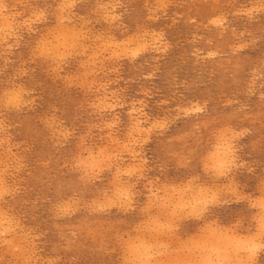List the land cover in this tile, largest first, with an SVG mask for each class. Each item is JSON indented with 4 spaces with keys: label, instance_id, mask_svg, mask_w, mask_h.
Here are the masks:
<instances>
[{
    "label": "rangeland",
    "instance_id": "rangeland-1",
    "mask_svg": "<svg viewBox=\"0 0 264 264\" xmlns=\"http://www.w3.org/2000/svg\"><path fill=\"white\" fill-rule=\"evenodd\" d=\"M163 1L164 0H0V2H2L0 3V16L2 17H0V162L2 164H0V179L2 178L0 180V192L2 193L0 194L2 195V198L0 196V214L4 212L0 215V224L4 221V224L2 223L0 225V264H14V261H16L15 264H143L145 258H147L145 262L148 264L152 262L155 263L154 261H156L155 264H162L163 262L165 264H172L171 262H173L174 259L178 263L174 261L173 264H199L201 261L202 263L209 262V264H215L214 262H219L221 264H226L227 262V264H264V205L261 207V204H264V0ZM69 2L70 4L71 2L74 4L70 5ZM162 3L164 4V7ZM60 5H62L61 8H63V10L59 8ZM3 8H5V11ZM110 9L111 11H109ZM255 9H260L259 13ZM253 10L255 11L253 12ZM244 11L247 14H244ZM107 13L110 17L106 15ZM113 15L115 16L113 17ZM32 19L35 20L33 21ZM70 19L71 21L69 22ZM7 20L9 22H6ZM32 21L33 23H31ZM7 23L9 28H6ZM30 24L32 25L29 26ZM10 28L14 29L11 30ZM64 28H67L69 31L67 29L64 30ZM17 29L19 30L17 31ZM72 29L75 30L74 32L76 33H74ZM79 29L82 33L78 32L80 31ZM51 30L53 31L52 34L50 32ZM35 31L36 33H34ZM6 32L10 33L6 34ZM64 32L68 33L67 35L69 36L65 35ZM58 33H60V36H63V39L58 36ZM73 33L76 38L75 36H70V34L74 35ZM54 35H56L55 39ZM85 36H88V38H84ZM140 36H142L141 38L143 40ZM41 37L42 40H40ZM66 37L69 38L66 39ZM135 39L136 41H134ZM3 40H6V42ZM62 40L64 42H62ZM127 40L128 42H125ZM60 41L62 44H59ZM121 42H124L125 44L123 43L124 45H121ZM138 42L140 45H138ZM54 43L56 44L55 47L59 46L56 50L55 48L53 49ZM103 43H109L110 45L108 44L107 48V45ZM114 43H116L115 47ZM70 44L74 45L71 46ZM144 44L145 47H143ZM63 45L66 47L64 48ZM76 45L79 47H76ZM117 46L119 48H116ZM241 46L243 47L242 49ZM110 47L114 50H111ZM143 48L144 52L141 51ZM45 49H47L46 53ZM85 49L86 51H84ZM102 49L106 52L103 53ZM128 49H130V51ZM135 51L139 52V54ZM212 52H214V54ZM133 54L136 55L135 58L133 57ZM59 55L63 57H60ZM111 55L114 59L111 58ZM116 55H118L117 57L119 59ZM91 56H94L92 58L95 60H92ZM49 59L51 60L49 61ZM89 63H91V65ZM91 66L92 68L90 69L89 67ZM84 68L86 70H84ZM91 70L93 72L92 75ZM91 84L95 87H92ZM19 86H21V88ZM102 87L104 90H102ZM98 88H100V90ZM19 89L21 90V93ZM115 89L117 90L116 92ZM9 91L13 92L10 93ZM26 91L27 93H25ZM111 92H115V94H112ZM16 93L19 94L20 97L17 96ZM22 96H24V98ZM107 96L108 98L106 99ZM115 96H117V99ZM110 98L111 100H109ZM141 100L145 104H143ZM19 103L21 105H19ZM22 105H25V107ZM93 105H97L98 107H94ZM136 108H138V110H136ZM140 108L144 109L146 112L142 109L139 110ZM106 109L109 110L106 111ZM189 109L190 112L192 111L191 113L189 112ZM194 109L196 111H194ZM106 121L109 122V124ZM161 121L165 122L166 126L164 125L165 123H162ZM92 125L94 127H92ZM157 126L158 128H156ZM105 128L107 130H105ZM111 128L115 130H111ZM160 128L162 130H160ZM132 129H134V131ZM56 130L58 132L60 131V133ZM220 132L222 134L225 132L226 134L224 133L222 135ZM217 135H221L222 137H218ZM218 138L220 140H218ZM125 141L126 143L123 144ZM217 141L220 142L221 146ZM94 143L96 144L94 145ZM227 144L229 145L227 146ZM14 145L18 147L16 148ZM123 145L124 149L122 148ZM106 146L110 147L108 148ZM103 147L105 149H103ZM215 148L220 154L215 152ZM233 149L235 151H233ZM99 150L103 152L101 153ZM225 151L227 153H225ZM211 153L214 154L211 155ZM233 153L236 154L233 156ZM218 155H225L223 156L225 161H222V165L220 164L222 162L217 159ZM87 156H89V158H87ZM208 157H210V159ZM212 157L213 159H211ZM98 158L102 159V161L100 160L99 162ZM123 158L125 159L123 160ZM112 159L115 160L113 161ZM120 159H122L123 162ZM85 160L87 162H84ZM106 160L109 161L106 162ZM95 162L101 165L98 164V166ZM138 162L140 165L137 164ZM135 163L137 164L136 166ZM208 163H210L209 165L214 164V167L218 166V171L217 168L210 167ZM80 164L82 166H79ZM93 164L96 165L92 166L95 169L91 167L87 169V166ZM232 164L236 166H233ZM12 166L15 167L13 168ZM219 166H222L221 171ZM96 168H99V171ZM132 168L134 170L137 169L135 173L133 170H130ZM216 172L220 175L224 174L225 176H219ZM97 178L100 179L98 180ZM118 180L121 181L119 182ZM127 180L128 182L126 183ZM230 180H232V182ZM111 182L114 183V185ZM125 184L128 187L124 186ZM172 184H175V186ZM163 186L165 188H162ZM197 187H200L201 189H197ZM210 187H212V189ZM160 188L162 189L160 190ZM3 189L6 193L3 192ZM150 189L153 190L151 191ZM172 189H175L176 191L179 189L181 190H179V192H174ZM230 189L233 191H230ZM125 190L127 191L126 193ZM209 190L212 192H209ZM187 191H190L189 195ZM166 192L169 195H164L167 194ZM119 193L122 196L125 195L127 199L120 196ZM207 194L208 196H206V198L205 196L202 197ZM160 195L162 197L164 196V199L160 197ZM232 196L234 198H232ZM165 197L170 198V200ZM109 198L112 199L109 200ZM194 198L197 201L193 200ZM235 198L238 199L236 200ZM156 199L159 201L158 203ZM164 200H166V202ZM110 201H113L112 204L114 205L110 204ZM193 201L196 204H194ZM169 202L170 206L168 205ZM171 202L181 205L186 202L184 203L185 206L186 204H189L188 202H190V204L187 205L188 207L186 206L187 208L184 211L183 209L185 207L183 205L182 207L181 205L177 207V205L173 206ZM217 202H219V205ZM213 203L217 204L216 207ZM256 203L257 206L255 205ZM68 204L71 206L69 207ZM96 204L98 205L96 206ZM109 205L112 206L110 207ZM163 205H165L167 209L165 206L163 207ZM190 205L192 208H190ZM94 207L97 208L94 209ZM129 207L132 208L130 209ZM173 208L175 210H173ZM200 209H202V211ZM60 211L64 213H61ZM196 212H200V215ZM258 212L259 214L261 213V216ZM178 213L184 216L179 215ZM192 213L195 220L192 217ZM171 215H173V217H171ZM175 215L178 218H176ZM253 215H255V218ZM174 218L175 220L177 219V222ZM150 219L152 222H155L153 223L155 225H152ZM153 219H155V221ZM213 220L214 222H212ZM156 222H158V225H156ZM159 222H161L162 225L161 223L159 224ZM212 223L214 225H212ZM157 226H162L161 229L159 227L161 232L157 229ZM163 226H166L167 228L164 229ZM253 226H256V229L253 228ZM5 227H8L12 232ZM211 227L214 231L211 230ZM235 227L237 229H235ZM146 228L148 231H145ZM153 228L156 229L154 231H157V234L154 231H150L153 230ZM225 229H228V231ZM230 229H232V232ZM258 229H263L261 230L262 233L261 231H258ZM209 231L212 232L210 233ZM247 231L249 234H247ZM142 232L145 234H142ZM158 232L163 235L160 234L158 236ZM12 234H15L16 237H13L14 235ZM137 234L141 236H138ZM175 235L178 236L176 237ZM228 235H233L232 240H225L226 238H230ZM205 236H207L209 240H207V238L205 239ZM209 236H211V239ZM249 237L250 239H248ZM153 238L156 239L153 240ZM222 238L225 239L223 240ZM8 239L11 241V245ZM136 239L141 240L142 242L138 241L140 244L142 243V245H139ZM148 239L150 240L149 242ZM167 239H169V241ZM192 239L195 240L193 241ZM238 239L243 240V243ZM228 240L231 242L230 248H228L230 245ZM234 240L237 241V246L232 245L235 243ZM249 240L260 244L259 247L257 246L256 249H254L255 251H253V248L258 244H252L251 242H248ZM154 241L156 248H154L155 246L153 247ZM195 241L197 245L193 244ZM207 241L210 242L208 243ZM161 242L162 244H160ZM145 243L146 245H143ZM200 243L202 244L200 245ZM218 243L223 245V247L221 246L220 248ZM135 244L138 245L137 250ZM166 245H169V249L166 248ZM215 245L219 246L216 247ZM240 245L247 250L252 247V250L246 251L241 247L242 249L238 250L239 252L241 250L243 251L240 253L238 252L237 254V248H239L238 246ZM144 246H150V248ZM128 247L131 248L129 249ZM207 247L208 249H205ZM187 248H189V250ZM193 248L198 249L199 251H196ZM12 249L16 251L12 252ZM201 249H204L205 252L203 251V253ZM8 250L11 252H8ZM134 250L137 255L132 254L134 253ZM214 250H216L217 253H215ZM221 250L227 251L226 253L224 251L227 256L221 253L223 252ZM23 251H26L27 253ZM130 251H132V253ZM28 252L29 257H27ZM198 252L199 254L202 252V255H199ZM250 252L252 254L254 253V256L249 255ZM6 253L9 254L6 255ZM144 253H149L151 255L148 254V256L145 257ZM175 254L180 255L176 256ZM205 255L206 257L208 255L211 258L206 260ZM216 255L218 257H216ZM223 255L224 259L222 258ZM246 255L249 257L247 258ZM149 256L152 258L155 257L157 260H153ZM199 256H202L201 258L203 259ZM225 257L226 261H224ZM134 258L138 261L140 259L142 262H135ZM217 258H219V260ZM229 258L231 261H227L230 260ZM236 258L239 259V261L236 262ZM177 259L182 262L177 261ZM244 259H246V261ZM160 261L162 262L160 263Z\"/></svg>",
    "mask_w": 264,
    "mask_h": 264
},
{
    "label": "bare ground",
    "instance_id": "bare-ground-1",
    "mask_svg": "<svg viewBox=\"0 0 264 264\" xmlns=\"http://www.w3.org/2000/svg\"><path fill=\"white\" fill-rule=\"evenodd\" d=\"M22 1H23V0H22ZM62 1H63V0H62ZM69 1H70V0H69ZM71 1H72V0H71ZM158 1H159V0H158ZM160 1H161V0H160ZM164 1H165V0H164ZM164 1H163V2H164ZM254 1H255V0H254ZM262 1H263V0H262ZM79 2H80V1H79ZM79 2H78V3H79ZM170 2H171V1H170ZM256 2H258V1H256ZM0 3H2V2H0ZM19 3H20V1H19ZM120 3H121V2H120ZM62 4H63V3H62ZM67 4H68V3H67ZM69 4H70V2H69ZM71 4H72V2H71ZM71 4H70V5H71ZM73 4H74V3H73ZM73 4H72V5H73ZM147 4H148V3H147ZM157 4H158V3H157ZM162 4H163V3H162ZM257 4H258V3H257ZM257 4H256V5H257ZM169 5H170V4H169ZM223 5H224V4H223ZM261 5H262V3H261ZM263 5H264V4H263ZM22 6H23V5H22ZM61 6H62V5H60L59 8H61ZM68 6H69V5H68ZM111 6H112V5H111ZM2 7H4V6H2ZM63 7H64V6H63ZM71 7H72V6H71ZM113 7H114V6H113ZM117 7H118V5H117ZM120 7H121V6H120ZM163 7H164V4H163ZM258 7H259V6H258ZM258 7H256V8H258ZM67 8H68V7H67ZM73 8H74V7H73ZM101 8H102V7H101ZM101 8H100V9H101ZM156 8H158V7H156ZM161 8H162V7H161ZM254 8H255V6H254ZM254 8H252V9H254ZM263 8H264V7H263ZM4 9H5V8H3V10H4ZM61 9L63 10V8H61ZM65 9H66V8H65ZM105 9H106V7H105ZM261 9H262V8H261ZM7 10H8V9H7ZM41 10H42V9H41ZM62 10H61V11H62ZM158 10H159V9H158ZM241 10H242V9H241ZM248 10H249V9H248ZM248 10H247V11H248ZM255 10L258 11V13H259V10H260V9H259V10L255 9ZM255 10H253V12H254ZM4 11H5V10H4ZM32 11H33V10H32ZM109 11H111V9H110ZM245 11H246V9H245ZM245 11H244V12H245ZM249 11H250V10H249ZM249 11H248V12H249ZM251 11H252V10H251ZM262 11H263V9H262ZM20 12H21V11H20ZM35 12H36V11H35ZM42 12H43V11H42ZM62 12H63V11H62ZM64 12H65V11H64ZM92 12H93V11H92ZM152 12H153V10H152ZM18 13H19V12H18ZM22 13H23V12H22ZM69 13H70V12H69ZM95 13H96V12H95ZM104 13H105V12H104ZM237 13H238V12H237ZM34 14H35V13H34ZM52 14H53V13H52ZM60 14H61V13H60ZM73 14H75V13H73ZM73 14H72V15H73ZM223 14H224V13H223ZM235 14H236V13H235ZM244 14H247V13L245 12ZM248 14H249V13H248ZM251 14H252V13H251ZM256 14H257V12H256ZM15 15H16V14H15ZM40 15H42V14H40ZM40 15H39V16H40ZM100 15H101V14H100ZM106 15L109 16L108 13H107ZM110 15H111V14H110ZM237 15H238V14H237ZM240 15H241V14H240ZM2 16H4V15H2ZM11 16H12V15H11ZM16 16H17V15H16ZM35 16H36V15H35ZM37 16H38V15H37ZM61 16H62V14H61ZM67 16H68V14H67ZM104 16H105V15H104ZM111 16H112V15H111ZM114 16H115V15H113V17H114ZM179 16H180V15H179ZM222 16H224V15H222ZM246 16H247V15H246ZM248 16H249V15H248ZM0 17H1V16H0ZM5 17H6V16H5ZM9 17H10V16H9ZM32 17H33V16H32ZM69 17H71V16H69ZM106 17H107V16H106ZM109 17H110V16H109ZM154 17H155V16H154ZM158 17H159V16H158ZM220 17H221V16H220ZM252 17H253V16H252ZM1 18H2V17H1ZM7 18H8V16H7ZM13 18H14V17H13ZM35 18H36V17H35ZM41 18H42V17H41ZM61 18H62V17H61ZM67 18H68V17H67ZM115 18H116V17H115ZM115 18H114V19H115ZM224 18H225V17H224ZM9 19H10V18H9ZM9 19H8V20H9ZM37 19H38V17H37ZM42 19H43V18H42ZM108 19H109V18H108ZM108 19H107V20H108ZM110 19H111V18H110ZM157 19H158V18H157ZM8 20H7L6 22H9ZM12 20H13V19H12ZM24 20H25V19H24ZM26 20H27V19H26ZM32 20L34 21L35 19H32ZM40 20H41V19H40ZM45 20H46V19H45ZM64 20H65V19H64ZM3 21H4V20H3ZM30 21H31V20H30ZM33 21H32L31 23H33ZM36 21H37V20H36ZM46 21H47V20H46ZM70 21H71V19L69 20V22H70ZM73 21H74V20H73ZM81 21H82V20H81ZM91 21H92V20H91ZM111 21H112V20H111ZM176 21H177V20H176ZM224 21H225V20H224ZM21 22H22V21H21ZM42 22H43V21H42ZM60 22H62V21H60ZM219 22H220V21H219ZM3 23H4V22H3ZM27 23H29V22H27ZM38 23H39V22H38ZM40 23H41V22H40ZM80 23H82V22H80ZM90 23H91V22H90ZM191 23H192V22H191ZM217 23H218V22H217ZM5 24H6V23H5ZM9 24H10V23H9ZM12 24H13V23H12ZM18 24H19V22H18ZM87 24H89V23H87ZM219 24H220V23H219ZM10 25H11V24H10ZM13 25H14V24H13ZM25 25H26V24H25ZM31 25H32V24H30L29 26H31ZM60 25H61V24H60ZM62 25H63V23H62ZM65 25H67V24H65ZM222 25H223V24H222ZM58 26H59V25H58ZM74 26H75V25H74ZM110 26H111V25H110ZM214 26H215V25H214ZM10 27H11V26H10ZM13 27H14V26H13ZM17 27H18V26H17ZM20 27H21V26H20ZM65 27H66V26H65ZM69 27H70V26H69ZM72 27H73V26H72ZM76 27H77V26H76ZM113 27H114V26H113ZM221 27H222V26H221ZM0 28H1V27H0ZM2 28H3V27H2ZM6 28H9L8 23H7V27H6ZM21 28H22V27H21ZM30 28H31V27H30ZM30 28H29V29H30ZM53 28H54V27H53ZM74 28H75V27H74ZM74 28H73V29H74ZM81 28H82V27H81ZM10 29H11V28H10ZM13 29H14V28H13ZM13 29H11V30H13ZM56 29H57V28H56ZM60 29H61V28H60ZM66 29H67V28H64V30H66ZM73 29H72V30H73ZM224 29H225V28H224ZM5 30H6V29H5ZM18 30H19V29H17V31H18ZM67 30H68V29H67ZM79 30H80V29H79ZM2 31H3V30H2ZM7 31H8V30H7ZM46 31H47V30H46ZM57 31H59V30H57ZM61 31H62V29H61ZM68 31H69V30H68ZM68 31H67V32H68ZM74 31H75V30H73V32H74ZM82 31H83V30H82ZM84 31H86V30H84ZM15 32H16V31H15ZM48 32H49V29H48ZM50 32H51V34H52L53 31L51 30ZM78 32H81V30L78 31ZM87 32H88V31H87ZM145 32H146V31H145ZM7 33H10V32H6V34H7ZM13 33H14V32H13ZM28 33H29V32H28ZM34 33H36V31H35ZM64 33H65V32H64ZM70 33H71V32H70ZM74 33H76V32H74ZM74 33H73V34H74ZM81 33H82V32H81ZM81 33H80V35H81ZM160 33H161V32H160ZM160 33H159V34H160ZM6 34H5V35H6ZM14 34H15V33H14ZM51 34H50V36H51ZM58 34H59V35H58ZM58 34H57V35L60 36V33H58ZM61 34H62V33H61ZM67 34H68V33H65V35H67ZM83 34H84V33H83ZM154 34H155V33H154ZM0 35H1V34H0ZM9 35H10V34H9ZM11 35H12V33H11ZM45 35H46V33H45ZM78 35H79V34H78ZM85 35H86V34H85ZM94 35H95V34H94ZM100 35H101V34H100ZM135 35H136V34H135ZM138 35H139V34H138ZM138 35H137V36H138ZM143 35H144V34H143ZM157 35H158V34H157ZM42 36H43V35H42ZM47 36H48V34H47ZM67 36H69V35H67ZM70 36L73 37V36H75V34H74V35H71V34H70ZM110 36H111V35H110ZM110 36H109V37H110ZM144 36H145V35H144ZM148 36H149V35H148ZM6 37H7V36H6ZM43 37H44V36H43ZM55 37H56V35H54V39H55ZM60 37L62 38L63 36L61 35ZM86 37L88 38V36H85L84 38H86ZM89 37H90V36H89ZM111 37H112V36H111ZM141 37H142V36H140V38H141ZM1 38H2V37H1ZM10 38H11V37H10ZM15 38H16V37H15ZM61 38H60V40H61ZM67 38H69V37H66V39H67ZM75 38H76V36H75ZM84 38H83V39H84ZM97 38H98V37H97ZM103 38H104V37H103ZM134 38H135V37H134ZM136 38H137V37H136ZM158 38H159V37H158ZM16 39H17V38H16ZM46 39H47V38H46ZM48 39H49V38H48ZM52 39H53V37H52ZM52 39H51V40H52ZM62 39H63V38H62ZM64 39H65V38H64ZM72 39H73V38H72ZM77 39H79V38H77ZM109 39H110V38H109ZM114 39H115V38H114ZM126 39H127V38H126ZM141 39H142V38H141ZM141 39H140V40H141ZM146 39H147V38H146ZM155 39H157V38H155ZM162 39H163V37H162ZM40 40H42V37H41ZM57 40H58V39H57ZM68 40H69V39H68ZM80 40H81V39H80ZM89 40H91V39H89ZM96 40H97V39H96ZM98 40H99V38H98ZM106 40H107V39H106ZM106 40H105V41H106ZM122 40H123V39H122ZM130 40H131V39H130ZM142 40H143V39H142ZM3 41L6 42V40H3ZM18 41H19V40H18ZM74 41H75V40H74ZM92 41H93V40H92ZM99 41H100V40H99ZM131 41H132V40H131ZM131 41H130V42H131ZM134 41H136V39H135ZM138 41H139V40H138ZM146 41H147V40H146ZM155 41H156V40H155ZM50 42H51V41H50ZM56 42H57V41H56ZM62 42H64V41L62 40ZM62 42L60 41L59 44H62ZM65 42H66V41H65ZM69 42H70V41H69ZM79 42H80V41H79ZM79 42H78V43H79ZM102 42H103V41H102ZM107 42H108V41H107ZM125 42H128V40L125 41ZM140 42H141V41H140ZM166 42H167V41H166ZM3 43H4V42H3ZM39 43H40V42H39ZM44 43H45V42H44ZM46 43H47V41H46ZM51 43H52V42H51ZM67 43H68V41H67ZM67 43H66V44H67ZM72 43H73V42H72ZM78 43H75V44H78ZM123 43H124V42H123ZM123 43L121 42V45H122ZM135 43H136V42H135ZM135 43H134V44H135ZM138 43H139V42H138ZM147 43H148V42H147ZM152 43H153V42H152ZM152 43H151V44H152ZM0 44H1V43H0ZM47 44H48V43H47ZM66 44H65V45H66ZM68 44H69V43H68ZM82 44H84V43H82ZM91 44H92V43H91ZM103 44H105V43H103ZM108 44H109V43H108ZM108 44H107V43L105 44V45H107V48H108ZM115 44H116V43H114V47H115ZM117 44H118V43H117ZM124 44H125V43H124ZM124 44H123V45H124ZM127 44H129V43H127ZM131 44H132V43H131ZM148 44H149V43H148ZM165 44H166V43H165ZM42 45H43V41H42ZM50 45H51V44H50ZM65 45H63L64 48L66 47ZM70 45H71V44H70ZM72 45H74V44H72ZM72 45H71V46H72ZM85 45H86V44H85ZM94 45H95V43H94ZM96 45H97V44H96ZM105 45H104V47H105ZM109 45H110V44H109ZM135 45H136V44H135ZM138 45H140V43H139ZM156 45H157V44H156ZM18 46H19V45H18ZM39 46H40V45H39ZM53 46H54L53 49L55 48V50H56V48L59 47V46L55 47V46H56L55 43H54ZM80 46H81V45H80ZM99 46H101V45H99ZM112 46H113V45H112ZM119 46H120V44H119ZM167 46H169V45H167ZM167 46H166V47H167ZM42 47H43V46H42ZM50 47H51V46H50ZM60 47H61V45H60ZM76 47H79V46L76 45ZM101 47H102V46H101ZM128 47H129V45H128ZM130 47H131V46H130ZM134 47H135V46H134ZM137 47H138V46H137ZM143 47H145V44L143 45ZM148 47H149V46H148ZM154 47H155V46H154ZM237 47H238V46H237ZM246 47H247V46H246ZM6 48H7V47H6ZM8 48H9V46H8ZM39 48H40V47H39ZM44 48H45V47H44ZM62 48H63V47H62ZM88 48H89V45H88ZM107 48H105V49H107ZM110 48H111V47H110ZM116 48H119V47L117 46ZM124 48H125V46H124ZM135 48H136V47H135ZM140 48H141V47H140ZM140 48H139V49H140ZM158 48H159V47H158ZM158 48H157V49H158ZM232 48H233V47H232ZM242 48H243V47L241 46V49H242ZM10 49H11V48H10ZM49 49H50V48H49ZM66 49H67V48H66ZM68 49H69V48H68ZM71 49H72V48H71ZM83 49H84V48H83ZM86 49H87V48H86ZM86 49H85L84 51H86ZM97 49H98V48H97ZM99 49H100V48H99ZM125 49H126V48H125ZM132 49H133V48H132ZM166 49H167V48H166ZM237 49H238V48H237ZM36 50H37V48H36ZM45 50H46V51H45V53H46V52H47V49H45ZM55 50H54V51H55ZM74 50H76V49H74ZM74 50H73V51H74ZM80 50H81V49H80ZM103 50H104V49H102V51H103ZM109 50H110V49H109ZM111 50H114V49L111 48ZM115 50H116V49H115ZM123 50H124V49H123ZM128 50L130 51V49H128ZM143 50H144V48L141 49V51H143ZM148 50H149V49H148ZM155 50H156V49H155ZM155 50H154V51H155ZM161 50H163V49H161ZM164 50H165V49H164ZM167 50H168V49H167ZM94 51H95V50H94ZM98 51H99V50H98ZM100 51H101V49H100ZM118 51H119V50H118ZM126 51H127V49H126ZM138 51H139V50H138ZM146 51H147V50H146ZM152 51H153V50H152ZM158 51H159V50H158ZM165 51H166V50H165ZM43 52H44V51H43ZM51 52H52V51H51ZM61 52H62V51H61ZM64 52H65V50H64ZM67 52H68V51H67ZM104 52H106V51H103V53H104ZM108 52H109V51H108ZM124 52H125V51H124ZM127 52H128V51H127ZM135 52H137V51H135ZM139 52H140V51H139ZM139 52H137V53L139 54ZM143 52H144V51H143ZM159 52H160V51H159ZM159 52H158V53H159ZM3 53H4V52H3ZM32 53H33V52H32ZM41 53H42V52H41ZM57 53H58V52H57ZM70 53H71V52H70ZM72 53H73V52H72ZM84 53H85V52H84ZM86 53H87V52H86ZM100 53H102V52H100ZM109 53H110V52H109ZM111 53H112V52H111ZM116 53H117V52H116ZM118 53H119V52H118ZM121 53H123V52H121ZM131 53H132V51H131ZM210 53H211V52H210ZM212 53L214 54V52H212ZM49 54H50V53H49ZM61 54H62V53H61ZM77 54H78V53H77ZM94 54H95V53H94ZM94 54H93V55H94ZM106 54H107V53H106ZM113 54H114V53H113ZM113 54H112V55H113ZM124 54H126V53H124ZM217 54H218V53H217ZM0 55H1V54H0ZM41 55H42V54H41ZM52 55H53V54H52ZM54 55H55V54H54ZM65 55H66V54H65ZM70 55H71V54H70ZM75 55H76V54H75ZM96 55H97V54H96ZM96 55H95V56H96ZM98 55H99V53H98ZM98 55H97V57H98ZM104 55H105V54H104ZM112 55H111V56H112ZM128 55H129V54H128ZM133 55H134L133 57L135 58L136 55H135V54H133ZM46 56H47V55H46ZM55 56H56V55H55ZM59 56H60V55H59ZM76 56H77V55H76ZM100 56H101V55H100ZM111 56H110V57H111ZM114 56H115V55H114ZM117 56H118V55H116V57H117ZM120 56H121V55H120ZM212 56H213V55H212ZM37 57H38V56H37ZM44 57H45V56H44ZM56 57H57V56H56ZM60 57H63V56H60ZM68 57H69V55H68ZM79 57H80V56H79ZM92 57H94V56H91V58H92ZM108 57H109V56H108ZM127 57H129V56H127ZM52 58H53V57H52ZM89 58H90V57H89ZM111 58H113V56H112ZM117 58H118V57H117ZM120 58H122V57H120ZM125 58H126V57H125ZM47 59H48V58H47ZM54 59H55V58H54ZM60 59H61V58H60ZM93 59H94V58H92V60H93ZM103 59H104V58H103ZM106 59H108V58H106ZM113 59H114V58H113ZM113 59H112V60H113ZM118 59H119V58H118ZM118 59H117V60H118ZM123 59H124V58H123ZM131 59H132V57H131ZM157 59H158V58H157ZM43 60H44V59H43ZM45 60H46V59H45ZM50 60H51V59H49V61H50ZM70 60H71V59H70ZM87 60H88V59H87ZM94 60H95V59H94ZM115 60H116V59H115ZM120 60H121V59H120ZM120 60H119V61H120ZM64 61H65V60H64ZM88 61H89V60H88ZM99 61H100V60H99ZM105 61H106V60H105ZM32 62H34V61H32ZM45 62H46V61H45ZM45 62H44V63H45ZM58 62H59V61H58ZM62 62H63V61H62ZM69 62H70V61H69ZM85 62H86V59H85ZM85 62H84V63H85ZM92 62H93V61H92ZM101 62H102V61H101ZM103 62H104V61H103ZM114 62H115V61H114ZM47 63H48V62H47ZM59 63H60V62H59ZM94 63H95V62H94ZM96 63H97V60H96ZM99 63H100V62H99ZM61 64H62V63H61ZM82 64H83V63H82ZM86 64H87V63H86ZM89 64L91 65V63H89ZM103 64H104V63H103ZM63 65H64V64H63ZM96 65H97V64H96ZM50 66H51V65H50ZM57 66H58V65H57ZM54 67H55V65H54ZM94 67H95V66H94ZM100 67H101V65H100ZM65 68H66V67H65ZM85 68H86V67H85ZM85 68H84V70H86ZM89 68L91 69L92 66L89 67ZM29 69H30V68H29ZM90 69H88V70H90ZM96 69H97V68H96ZM117 69H118V68H117ZM117 69H116V70H117ZM119 69H120V68H119ZM55 70H56V69H55ZM55 70H54V71H55ZM93 70H94V69H93ZM101 70H102V69H101ZM113 70H114V69H113ZM34 71H35V69H34ZM46 71H47V70H46ZM24 72H25V71H24ZM48 72H49V71H48ZM55 72H56V71H55ZM58 72H59V70H58ZM65 72H66V71H65ZM85 72H86V71H85ZM85 72H84V73H85ZM91 72H92V70H91ZM94 72H95V71H94ZM102 72H103V70H102ZM255 72H256V71H255ZM31 73H32V72H31ZM84 73H83V75H84ZM88 73H89V72H88ZM103 73H104V72H103ZM17 74H18V73H17ZM23 74H24V73H23ZM29 74H30V73H29ZM55 74H56V73H55ZM67 74H69V73H67ZM67 74H66V75H67ZM92 74H93V72L91 73V75H92ZM104 74H105V73H104ZM88 75H89V74H88ZM78 76H79V75H78ZM94 76H97V75H94ZM66 77H67V76H66ZM72 77H73V76H72ZM72 77H71V78H72ZM74 77H75V76H74ZM68 78H69V76H68ZM78 78H79V77H78ZM78 78H77V80H78ZM81 78H82V76H81ZM91 78H92V77H91ZM69 79H70V78H69ZM83 79H84V78H83ZM88 79H89V78H88ZM14 80H15V79H14ZM73 80H75V79H73ZM116 80H117V78H116ZM61 81H62V80H61ZM93 81H94V80H93ZM69 82H70V81H69ZM88 83H89V82H88ZM91 83H92V82H91ZM93 83H94V82H93ZM100 83H101V82H100ZM100 83H99V84H100ZM110 83H111V82H110ZM115 83H116V81H115ZM69 84H70V83H69ZM81 84H82V83H81ZM81 84H80V86H81ZM106 84H108V83H106ZM72 85H73V84H72ZM12 86H13V85H12ZM24 86H25V85H24ZM85 86H86V85H85ZM88 86H89V85H88ZM91 86H92V84H91ZM97 86H98V85H97ZM107 86H108V85H107ZM19 87L21 88V86H19ZM70 87H71V86H70ZM78 87H79V85H78ZM82 87H83V86H82ZM82 87H81V88H82ZM89 87H90V86H89ZM92 87H95V86H92ZM104 87H105V85H104ZM98 89L100 90V88H98ZM92 90H93V89H92ZM102 90H104L103 87H102ZM19 91H20V93H21V90H20V89H19ZM19 91H18V92H19ZM116 91H117V90L115 89V92H116ZM9 92L11 93V92H13V91H9ZM14 92H15V91H14ZM22 92H23V91H22ZM99 92H100V91H99ZM109 92H110V91H109ZM115 92H113V93L115 94ZM25 93H27V91H26ZM25 93H24V94H25ZM31 93H32V92H31ZM104 93H105V92H104ZM106 93H107V92H106ZM111 93H112V92H111ZM113 93H112V94H113ZM119 93H120V92H119ZM8 94H9V93H8ZM22 94H23V93H22ZM28 94H29V93H28ZM91 94H92V93H91ZM100 94H101V93H100ZM16 95L19 96V94H17V93H16ZM3 96H4V95H3ZM14 96H15V95H14ZM104 96H105V95H104ZM108 96H109V95H108ZM108 96L106 97V99L108 98ZM147 96H148V95H147ZM19 97H20V96H19ZM22 97L24 98V96H22ZM96 97H97V96H96ZM100 97H101V96H100ZM109 97H110V96H109ZM115 97H116V99H117V96H115ZM115 97H114V98H115ZM5 98H6V97H5ZM16 98H17V97H16ZM38 98H39V97H38ZM38 98H37V99H38ZM111 98H112V97H111ZM111 98H110L109 100H111ZM11 99H12V98H11ZM21 99H22V98H21ZM0 100H1V99H0ZM16 100H18V99H16ZM35 100H36V99H35ZM97 100H98V99H97ZM104 100H105V99H104ZM104 100H103V101H104ZM114 100H115V99H114ZM118 100H119V98H118ZM142 100H144V99H142ZM142 100H141V102H142ZM228 100H229V99H228ZM2 101H3V100H2ZM6 101H7V100H6ZM20 101H21V100H20ZM28 101H29V99H28ZM32 101H33V100H32ZM98 101H99V100H98ZM107 101H108V100H107ZM107 101H106V102H107ZM9 102H10V101H9ZM9 102H7V103H9ZM12 102H13V101H12ZM14 102H15V101H14ZM29 102H30V101H29ZM99 102H100V101H99ZM106 102H105V103H106ZM115 102H116V101H115ZM141 102H140V103H141ZM4 103H5V102H4ZM20 103H21V102H20ZM20 103H19V105H21ZM24 103H25V102H24ZM93 103H94V102H93ZM100 103H101V102H100ZM105 103H104V104H105ZM109 103H110V101H109ZM116 103H118V102H116ZM142 103H143V102H142ZM142 103H141V104H142ZM14 104H15V103H14ZM16 104H17V102H16ZM25 104H26V103H25ZM28 104H29V103H28ZM33 104H34V103H33ZM101 104H103V103H101ZM143 104H145V103H143ZM230 104H231V102H230ZM1 105H2V104H1ZM4 105H5V104H4ZM6 105H7V104H6ZM10 105H11V104H10ZM106 105H107V104H106ZM115 105H116V104H115ZM226 105H227V104H226ZM11 106H12V105H11ZM15 106H16V105H15ZM22 106L25 107V105H22ZM26 106H27V105H26ZM32 106H33V105H32ZM93 106L96 107L97 105H96V106L93 105ZM100 106H101V105H100ZM107 106H108V105H107ZM109 106H110V105H109ZM126 106H127V105H126ZM198 106H199V105H198ZM54 107H56V106H54ZM97 107H98V106H97ZM118 107H119V106H118ZM191 107H192V106H191ZM56 108H57V107H56ZM113 108H114V105H113ZM116 108H117V106H116ZM132 108H133V107H132ZM193 108H194V107H193ZM1 109H2V108H1ZM17 109H18V108H17ZM22 109H23V108H22ZM27 109H29V108H27ZM52 109H53V108H52ZM54 109H55V108H54ZM98 109H99V108H98ZM141 109H142V108H140L139 110H141ZM175 109H176V108H175ZM177 109H178V108H177ZM57 110H58V109H57ZM96 110H97V109H96ZM99 110H100V109H99ZM108 110H109V109H108ZM108 110L106 109V111H108ZM133 110H135V109H133ZM133 110H132V111H133ZM136 110H138V108H136ZM136 110H135V111H136ZM142 110H144V109H142ZM196 110H197V108H196ZM196 110L194 109V111H196ZM202 110H203V109H202ZM100 111H101V110H100ZM102 111H103V109H102ZM104 111H105V109H104ZM113 111H114V109H113ZM144 111H145V110H144ZM181 111H182V110H181ZM185 111H186V110H185ZM200 111H201V110H200ZM93 112H94V111H93ZM129 112H131V111H129ZM136 112H137V111H136ZM145 112H146V111H145ZM189 112H190V109H189ZM191 112H192V111H191ZM191 112H190V113H191ZM99 113H100V112H99ZM116 113H118V112H116ZM134 113H135V112H134ZM134 113H133V114H134ZM197 113H198V111H197ZM55 114H56V113H55ZM95 114H96V113H95ZM109 114H110V113H109ZM131 114H132V113H131ZM137 114H138V113H137ZM194 114H195V112H194ZM1 116H2V115H1ZM182 116H183V115H182ZM187 116H188V115H187ZM114 117H115V115H114ZM139 117H140V114H139ZM177 117H178V116H177ZM4 118H5V117H4ZM132 118H135V117H132ZM52 119H53V118H52ZM56 119H57V118H56ZM165 119H166V118H165ZM53 120H54V119H53ZM58 120H60V119H58ZM106 120H107V118H106ZM120 120H121V119H120ZM132 120H134V119H132ZM162 120H163V119H162ZM1 121H2V119H1ZM112 121H113V120H112ZM139 121H140V120H139ZM45 122H46V121H45ZM47 122H48V121H47ZM54 122H55V121H54ZM62 122H63V121H62ZM106 122H107V121H106ZM106 122H104V123H106ZM115 122H116V120H115ZM115 122H114V123H115ZM118 122H119V121H118ZM161 122H162V121H161ZM3 123H4V122H3ZM107 123L109 124V122H107ZM114 123H113V124H114ZM145 123H146V122H145ZM154 123H155V122H154ZM162 123H165V122H162ZM172 123H173V122H172ZM197 123H198V122H197ZM50 124H51V123H50ZM53 124H54V123H53ZM58 124H59V123H58ZM58 124H57V125H58ZM133 124H134V123H133ZM135 124H137V123H135ZM160 124H161V123H160ZM160 124H158V125H160ZM0 125H1V124H0ZM60 125H61V124H60ZM105 125H106V124H105ZM111 125H112V124H111ZM115 125H116V124H115ZM152 125H153V124H152ZM155 125H156V124H155ZM164 125L166 126V123H165ZM164 125H163V126H164ZM7 126H8V125H7ZM47 126H48V125H47ZM95 126H98V125H95ZM2 127H3V126H2ZM2 127H1V128H2ZM8 127H9V126H8ZM52 127H53V125H52ZM92 127H94V126L92 125ZM105 127H106V126H105ZM114 127H117V126H114ZM129 127H130V126H129ZM134 127H135V126H134ZM139 127H140V126H139ZM151 127H152V126H151ZM226 127H227V126H226ZM231 127H232V126H231ZM10 128H12V127H10ZM145 128H146V127H145ZM156 128H158V126H157ZM156 128H155V130H156ZM161 128H162V127H161ZM161 128H160V130H162ZM227 128H228V127H227ZM90 129H91V128H90ZM141 129H142V128H141ZM222 129H223V128H222ZM222 129H221V131H222ZM64 130H65V129H64ZM105 130H107V129L105 128ZM111 130H115V129H112V128H111ZM116 130H117V129H116ZM132 130L134 131V129H132ZM135 130H136V129H135ZM149 130H150V129H149ZM232 130H233V129H232ZM0 131H1V130H0ZM56 131H57V130H56ZM89 131H90V130H89ZM143 131H144V129H143ZM230 131H231V130H230ZM233 131H234V130H233ZM243 131H244V130H243ZM57 132H58V131H57ZM87 132H88V131H87ZM110 132H112V131H110ZM113 132H114V131H113ZM136 132H137V131H136ZM138 132H139V131H138ZM152 132H153V131H152ZM225 132H226V131H225ZM225 132H224V133H225ZM235 132H236V131H235ZM58 133H60V131H59ZM67 133H68V132H67ZM70 133H71V132H70ZM88 133H89V132H88ZM91 133H92V132H91ZM131 133H132V132H131ZM140 133H141V132H140ZM142 133H143V132H142ZM220 133H221V132H220ZM224 133H223V134H224ZM231 133H232V132H231ZM233 133H234V132H233ZM237 133H238V132H237ZM68 134H69V133H68ZM111 134H112V133H111ZM129 134H130V132H129ZM132 134H133V133H132ZM134 134H136V133H134ZM148 134H149V132H148ZM221 134H222V133H221ZM223 134H222V135H223ZM225 134H226V133H225ZM240 134H241V133H240ZM54 135H55V133H54ZM109 135H110V134H109ZM127 135H128V134H127ZM138 135L140 136L139 133H138ZM237 135H239V134H237ZM241 135H242V134H241ZM63 136H64V135H63ZM81 136H82V135H81ZM106 136H107V135H106ZM141 136H142V135H141ZM217 136H218V135H217ZM219 136L222 137L221 135H219ZM219 136H218V137H219ZM234 136H235V134H234ZM64 137H65V136H64ZM69 137H70V135H69ZM83 137H84V135H83ZM88 137H89V136H88ZM112 137H113V136H112ZM127 137H128V136H127ZM127 137H126V138H127ZM133 137H134V136H133ZM143 137H144V136H143ZM241 137H242V136H241ZM6 138H8V137H6ZM70 138H71V137H70ZM100 138H102V137H100ZM105 138H106V137H105ZM123 138H124V137H123ZM131 138H132V137H131ZM134 138H135V137H134ZM228 138H229V137H228ZM228 138H227V139H228ZM230 138H231V137H230ZM235 138H236V136H235ZM3 139H4V138H3ZM65 139H66V138H65ZM87 139H88V138H87ZM102 139H103V138H102ZM112 139H113V138H112ZM115 139H116V137H115ZM124 139H125V138H124ZM132 139H133V138H132ZM140 139H141V137H140ZM221 139H222V138H221ZM227 139H226V140H227ZM231 139H232V138H231ZM233 139H234V137H233ZM7 140H8V139H7ZM82 140H83V139H82ZM119 140H120V139H119ZM119 140H118V141H119ZM130 140H131V139H130ZM135 140H136V139H135ZM135 140H134V141H135ZM138 140H139V139H138ZM148 140H150V139H148ZM218 140H220V139L218 138ZM2 141H3V140H2ZM5 141H6V140H5ZM11 141H12V140H11ZM84 141H85V139H84ZM110 141H111V138H110ZM221 141H222V140H221ZM232 141H233V140H232ZM82 142H83V141H82ZM115 142H116V141H115ZM119 142H120V141H119ZM140 142H141V141H140ZM146 142H148V141H146ZM217 142H219V141H217ZM226 142H227V141H226ZM226 142H222V143H226ZM14 143H15V142H14ZM84 143H85V142H84ZM106 143H107V142H106ZM125 143H126V141H125L123 144H125ZM131 143H132V142H131ZM134 143H135V142H134ZM207 143H208V142H207ZM230 143H231V141H230ZM18 144H19V143H18ZM55 144H56V143H55ZM90 144H91V143H90ZM95 144H96V143H94V145H95ZM107 144H108V143H107ZM110 144H111V143H110ZM114 144H115V143H114ZM135 144H136V143H135ZM142 144H143V143H142ZM219 144H220V142H219ZM235 144H236V143H235ZM7 145H8V144H7ZM7 145H6V147H7ZM63 145H64V144H63ZM91 145H92V144H91ZM215 145H217V144H215ZM228 145H229V144H227V146H228ZM233 145H234V144H233ZM233 145H232V146H233ZM0 146H1V145H0ZM14 146H15V145H14ZM83 146H84V145H83ZM96 146H97V145H96ZM130 146H131V145H130ZM220 146H221V144H220ZM2 147H4V146H2ZM10 147H11V146H10ZM15 147L17 148L18 146H15ZM15 147H14V148H15ZM29 147H30V146H29ZM29 147H28V148H29ZM80 147H81V146H80ZM80 147H79V148H80ZM91 147H92V146H91ZM106 147H108V146H106ZM109 147H110V146H109ZM109 147H108V148H109ZM111 147H112V146H111ZM119 147H120V145H119ZM125 147H126V145H125ZM218 147H219V146H218ZM222 147H223V146H222ZM229 147H230V146H229ZM19 148H20V147H19ZM99 148H100V146H99ZM122 148L124 149V145L122 146ZM134 148H135V147H134ZM134 148H133V149H134ZM216 148H217V147H216ZM216 148H215V150H216L215 152H218V153H219V151H217ZM219 148H220V147H219ZM224 148H225V146H224ZM224 148H222V149H224ZM2 149H3V148H2ZM22 149H23V148H22ZM89 149H90V148H89ZM92 149H93V148H92ZM103 149H105V148L103 147ZM120 149H121V148H120ZM227 149H229V148H227ZM7 150H8V149H7ZM11 150H12V149H11ZM27 150H28V149H27ZM93 150H94V149H93ZM101 150H102V149H101ZM126 150H127V149H126ZM231 150H232V149H231ZM231 150H229V151H231ZM8 151H9V150H8ZM82 151H83V150H82ZM85 151H86V149H85ZM99 151H100V150H99ZM106 151H107V150H106ZM116 151H119V150H116ZM116 151H115V153H116ZM130 151H131V150H130ZM226 151H227V150H226ZM226 151H225V153H227ZM229 151H228V152H229ZM233 151H235V150L233 149ZM13 152H14V151H13ZM25 152H26V151H25ZM86 152H87V151H86ZM90 152H91V151H90ZM100 152H101V151H100ZM100 152H99V153H100ZM102 152H103V151H102ZM102 152H101V153H102ZM111 152H112V151H111ZM113 152H114V151H113ZM119 152H122V151H119ZM220 152H221V151H220ZM231 152H232V151H231ZM1 153H2V152H1ZM11 153H12V152H11ZM99 153H98V154H99ZM101 153H100V154H101ZM104 153H105V152H104ZM127 153H128V152H127ZM132 153H133V151H132ZM132 153H131V154H132ZM136 153H137V152H136ZM225 153H224V154H225ZM229 153H230V152H229ZM5 154H6V153H5ZM88 154H89V153H88ZM93 154H94V152H93ZM110 154H111V153H110ZM212 154H214V153H211V155H212ZM219 154H220V153H219ZM231 154H232V153H231ZM231 154H230V155H231ZM235 154H236V153H235ZM235 154L233 153V156H234ZM13 155H14V154H13ZM16 155H17V154H16ZM94 155H95V154H94ZM96 155H97V154H96ZM101 155H102V154H101ZM113 155H114V153H113ZM115 155H116V154H115ZM119 155H120V154H119ZM123 155H124V154H123ZM227 155H229V154H227ZM25 156H26V155H25ZM209 156H210V155H209ZM213 156H214V155H213ZM216 156H217V155H216ZM223 156H225V155H223ZM223 156L218 155V157H219V158L217 157L218 161H220V162L225 161V159H224ZM233 156H232V157H233ZM91 157H92V155H91ZM236 157H237V156H236ZM15 158H16V157H15ZM15 158H14V159H15ZM76 158H77V157H76ZM85 158H86V157H85ZM87 158H89V156H87ZM87 158H86V159H87ZM93 158H94V157H93ZM114 158H115V156H114ZM116 158H117V157H116ZM125 158H126V157H125ZM125 158H123V160H124ZM208 158L210 159V157H208ZM215 158H216V157H215ZM226 158H227V157H226ZM230 158H231V157H230ZM234 158H235V157H234ZM9 159H10V158H9ZM14 159H13V160H14ZM17 159H18V158H17ZM81 159H82V158H81ZM91 159H92V158H91ZM95 159H96V158H95ZM98 159H99V158H98ZM98 159H97V160H98ZM109 159H110V158H109ZM117 159H118V158H117ZM201 159H202V158H201ZM211 159H213V157H212ZM0 160H1V159H0ZM6 160H7V159H6ZM24 160H25V159H24ZM77 160H78V159H77ZM87 160H88V159H87ZM100 160L102 161V159H99L98 161L100 162ZM112 160H113V159H112ZM112 160H111V161H112ZM114 160H115V159H114ZM114 160H113V161H114ZM120 160L122 161V159H120ZM132 160H133V159H132ZM137 160H138V159H137ZM203 160H204V159H203ZM228 160H229V159H228ZM236 160H237V159H236ZM79 161H80V160H79ZM89 161H90V160H89ZM98 161H97V162H98ZM107 161H109V160H106V162H107ZM143 161H144V160H143ZM210 161H212V160H210ZM230 161H232V160H230ZM2 162H5V161H2ZM9 162H10V161H9ZM20 162H21V161H20ZM84 162H87V161L85 160ZM90 162H91V161H90ZM117 162H118V161H117ZM122 162H123V161H122ZM133 162H134V161H133ZM140 162H141V161H140ZM205 162H206V160H205ZM212 162H213V161H212ZM215 162H217V161H215ZM227 162H228V161H227ZM13 163H14V162H13ZM92 163H93V162H92ZM95 163H96V162H95ZM103 163H104V161H103ZM129 163H130V162H129ZM213 163H214V162H213ZM213 163H212V164H213ZM241 163H242V162H241ZM0 164H1V162H0ZM6 164H7V163H6ZM14 164H15V163H14ZM78 164H79V163H78ZM78 164H77V165H78ZM84 164H85V163H84ZM84 164H83V165H84ZM86 164H87V163H86ZM88 164H89V163H88ZM96 164H97V163H96ZM98 164H99V163H98ZM98 164H97V165H98ZM109 164H110V163H109ZM109 164H108V165H109ZM137 164H139V162H138ZM137 164L135 163V166H136ZM204 164H206V163H204ZM209 164H210V163H208V165H209ZM220 164L222 165L223 162L220 163ZM220 164H219V165H220ZM229 164H230V163H229ZM1 165H2V164H1ZM3 165H4V164H3ZM8 165H9V164H8ZM18 165H19V164H18ZM71 165H72V164H71ZM89 165H90V164H89ZM99 165H101V164H99ZM99 165H98V166H99ZM104 165H105V163H104ZM117 165H118V164H117ZM122 165H123V164H122ZM139 165H140V164H139ZM213 165H214V164H213ZM213 165H209V166H210V167L212 166V168H213V167H214ZM224 165H225V163H224ZM232 165H233V164H232ZM242 165H243V164H242ZM79 166H82V165L80 164ZM85 166H87V165H85ZM92 166H96V165L93 164V165H91V166H87V169H88L89 167L94 168V167H92ZM98 166H97V167H98ZM109 166H110V165H109ZM126 166H128V165H126ZM225 166H226V165H225ZM233 166H236V165H233ZM12 167L14 168L15 166H12ZM17 167H18V166H17ZM102 167H103V166H102ZM106 167H108V166H106ZM106 167H105V168H106ZM133 167H134V166H133ZM217 167H218V166H217ZM217 167H214V168H217ZM219 167H220V166H219ZM221 167H222V166H221ZM221 167L219 168L220 171H221ZM7 168H8V167H7ZM21 168H22V167H21ZM129 168H130V167H129ZM141 168H142V167H141ZM143 168H144V167H143ZM150 168H151V167H150ZM205 168H206V167H205ZM207 168H208V167H207ZM212 168H211V169H212ZM234 168H235V167H234ZM2 169H3V168H2ZM73 169H74V168H73ZM77 169H78V168H77ZM87 169H86V170H87ZM94 169H95V168H94ZM96 169H98V171H99V168H96ZM111 169H113V168H111ZM144 169H145V168H144ZM151 169H152V168H151ZM161 169H162V168H161ZM3 170H4V169H3ZM81 170H82V169H81ZM100 170H101V169H100ZM104 170H105V169H104ZM106 170H107V169H106ZM124 170H125V168H124ZM130 170H131V171L133 170L134 173H135V171H136L137 169L134 170V169L132 168V169H130ZM140 170H141V169H140ZM140 170H139V171H140ZM213 170H214V169H213ZM222 170H224V169H222ZM11 171H12V170H11ZM83 171H84V169H83ZM91 171H92V170H91ZM101 171H102V170H101ZM139 171H138V172H139ZM207 171H208V170H207ZM214 171H215V170H214ZM217 171H218V168H217ZM5 172H6V170H5ZM13 172H14V171H13ZM84 172H85V171H84ZM114 172H115V171H114ZM124 172H126V171H124ZM209 172H210V171H209ZM209 172H208V173H209ZM227 172H228V171H227ZM2 173H3V172H2ZM2 173H1V174H2ZM18 173H20V172H18ZM18 173H17V174H18ZM94 173H96V172H94ZM130 173H131V172H130ZM212 173H213V172H212ZM212 173H211V174H212ZM228 173H229V172H228ZM89 174H90V173H89ZM121 174H122V173H121ZM211 174H210V175H211ZM216 174L219 175V176L224 175V174L220 175V174H218L217 172H216ZM7 175H8V174H7ZM91 175H92V173H91ZM99 175H100V173H99ZM116 175H117V174H116ZM124 175H125V173H124ZM127 175H128V174H127ZM127 175H126V176H127ZM129 175H130V174H129ZM133 175H135V174H133ZM139 175H140V174H139ZM213 175H214V174H213ZM217 175H216V176H217ZM4 176H5V175H4ZM9 176H10V175H9ZM118 176H119V175H118ZM137 176H138V175H137ZM219 176H218V177H219ZM224 176H225V175H224ZM10 177H11V176H10ZM15 177H16V176H15ZM15 177H14V178H15ZM97 177H98V176H97ZM129 177H130V176H129ZM134 177H135V176H134ZM138 177H139V176H138ZM198 177H199V176H198ZM209 177H210V176H209ZM222 177H223V176H222ZM3 178H4V177H3ZM6 178H7V177H6ZM113 178H115V177H113ZM116 178H117V177H116ZM123 178H124V177H123ZM125 178H126V177H125ZM135 178H136V177H135ZM139 178H140V177H139ZM157 178H158V177H157ZM1 179H2V178H1ZM1 179H0V180H1ZM93 179H94V178H93ZM97 179H98V178H97ZM99 179H100V178H99ZM99 179H98V180H99ZM117 179H118V178H117ZM130 179H131V177H130ZM216 179H220V178H216ZM222 179H223V178H222ZM224 179H226V178H224ZM19 180H20V179H19ZM85 180H86V179H85ZM89 180H90V179H89ZM133 180H134V179H133ZM138 180H139V179H138ZM153 180H154V179H153ZM157 180H158V179H157ZM190 180H191V179H190ZM192 180H193V179H192ZM195 180H196V179H195ZM197 180H198V179H197ZM212 180H213V179H212ZM2 181H3V180H2ZM118 181L120 182L121 180H118ZM122 181H123V180H122ZM181 181H182V180H181ZM230 181L232 182V180H230ZM234 181H235V180H234ZM263 181H264V180H263ZM8 182H9V181H8ZM88 182H89V181H88ZM93 182H94V181H93ZM109 182H110V181H109ZM114 182H116V181H114ZM119 182H117V183H119ZM127 182H128V180L126 181V183H127ZM170 182H171V181H170ZM208 182H209V181H208ZM214 182H215V181H214ZM214 182H213V183H214ZM111 183H112V182H111ZM111 183H110V184H111ZM117 183H116V184H117ZM122 183H123V182H122ZM132 183H133V182H132ZM181 183H182V182H181ZM198 183H199V181H198ZM201 183H202V182H201ZM206 183H207V182H206ZM1 184H2V183H1ZM11 184H12V183H11ZM112 184L114 185V183H112ZM112 184H111V185H112ZM129 184H130V183H129ZM162 184H163V183H162ZM178 184H179V183H178ZM178 184H177V185H178ZM187 184H188V183H187ZM196 184H197V183H196ZM227 184H229V183H227ZM262 184H263V183H262ZM7 185H8V184H7ZM113 185H112V186H113ZM118 185H119V184H118ZM132 185H133V184H132ZM135 185H136V184H135ZM158 185H159V184H158ZM166 185H167V184H166ZM172 185H173V184H172ZM188 185H189V184H188ZM191 185H192V184H191ZM203 185H204V184H203ZM212 185H213V184H212ZM212 185H211V186H212ZM224 185H225V184H224ZM236 185H238V184H236ZM5 186H6V185H5ZM116 186H117V185H116ZM124 186H127V185L125 184ZM136 186H137V185H136ZM159 186H160V185H159ZM164 186H165V184H164ZM164 186H163L162 188H165ZM168 186H170V185H168ZM173 186H175V184H174ZM183 186H184V184H183ZM189 186H190V185H189ZM196 186H197V185H196ZM258 186H259V185H258ZM1 187H2V186H1ZM127 187H128V186H127ZM130 187H131V186H130ZM207 187H208V186H207ZM207 187H206V188H207ZM215 187H216V186H215ZM237 187H238V186H237ZM7 188H8V187H7ZM7 188H6V189H7ZM114 188H115V187H114ZM119 188H120V187H119ZM123 188H124V187H123ZM158 188H159V187H158ZM162 188H160V190H161ZM167 188H169V187H167ZM172 188H173V187H172ZM192 188H193V187H192ZM192 188H191V189H192ZM194 188H196V187H194ZM198 188H200V187H197V189H198ZM203 188H204V187H203ZM206 188H205V190H206ZM210 188L212 189V187H210ZM220 188H221V186H220ZM222 188H223V187H222ZM226 188H227V187H226ZM226 188H225V189H226ZM4 189H5V187H4ZM4 189H3V192L6 193ZM115 189H116V188H115ZM115 189H114V190H115ZM177 189H178V188H177ZM183 189H184V188H183ZM200 189H201V188H200ZM263 189H264V187H263ZM7 190H9V189H7ZM14 190H15V189H14ZM118 190H119V189H118ZM137 190H138V189H137ZM150 190H151V189H150ZM152 190H153V189H152ZM152 190H151V191H152ZM163 190H164V189H163ZM172 190H173V189H172ZM179 190H181V189H179ZM179 190H177V191L179 192ZM203 190H204V189H203ZM207 190H208V189H207ZM217 190H219V189H217ZM221 190H222V189H221ZM236 190H237V189H236ZM108 191H109V190H108ZM116 191H117V190H116ZM120 191H122V190H120ZM135 191H136V190H135ZM138 191H139V190H138ZM164 191H165V190H164ZM173 191L175 192L176 190L174 189ZM177 191H176V192H177ZM214 191H215V189H214ZM230 191H233V190L230 189ZM7 192H8V191H7ZM9 192H10V191H9ZM118 192H119V191H118ZM122 192H123V191H122ZM126 192H127V191L125 190V193H126ZM132 192H133V191H132ZM139 192H140V191H139ZM156 192H157V191H156ZM187 192H188V195H189V192H190V191H187ZM199 192H201V191H199ZM209 192H212V191L209 190ZM218 192H219V191H218ZM238 192H239V191H238ZM106 193H107V192H106ZM115 193H116V192H115ZM123 193H124V192H123ZM134 193H135V192H134ZM157 193H158V192H157ZM163 193H164V192H163ZM166 193H167V192H166ZM196 193H197V192H196ZM201 193H202V192H201ZM204 193H205V192H204ZM204 193H203V194H204ZM207 193H208V191H207ZM223 193H224V192H223ZM226 193H227V192H226ZM234 193H235V192H234ZM240 193H241V192H240ZM0 194H2V193L0 192ZM121 194H122V193H121ZM129 194H131V193H129ZM150 194H151V193H150ZM150 194H149V195H150ZM152 194H153V193H152ZM155 194H156V193H155ZM171 194H173V193H171ZM175 194H176V193H175ZM181 194H182V192H181ZM199 194H200V193H199ZM209 194H211V193H209ZM216 194H217V193H216ZM246 194H247V193H246ZM8 195H9V194H8ZM111 195H112V194H111ZM119 195H120V193H119ZM153 195H154V194H153ZM164 195H169V194L167 193V194H164ZM177 195H178V194H177ZM179 195H180V194H179ZM212 195H213V194H212ZM218 195H219V194H218ZM220 195H221V194H220ZM224 195H225V194H224ZM243 195H244V192H243ZM0 196H1V198H2V195H0ZM114 196H115V195H114ZM120 196H122V195H120ZM127 196H128V193H127ZM131 196H132V195H131ZM157 196H159V195H157ZM172 196H173V195H172ZM180 196H181V195H180ZM185 196H186V195H185ZM204 196H205V198H206V196H208V194H207V195H203L202 197H204ZM235 196H236V195H235ZM108 197H110V196H108ZM118 197H119V196H118ZM122 197H125V198H126L125 195L122 196ZM147 197H148V196H147ZM151 197H152V196H151ZM154 197H155V196H154ZM160 197H162V196L160 195ZM169 197H170V196H169ZM198 197H199V196H198ZM210 197H211V196H210ZM220 197H221V196H220ZM244 197H245V195H244ZM263 197H264V196H263ZM120 198H121V197H120ZM120 198H119V199H120ZM162 198L164 199V196H163ZM165 198L170 200V198H167V197H165ZM171 198H172V197H171ZM175 198H176V197H175ZM200 198H201V195H200ZM211 198H212V197H211ZM229 198H230V197H229ZM232 198H234V197L232 196ZM238 198H239V197H238ZM238 198H237V199H238ZM246 198H247V197H246ZM111 199H112V198H111ZM111 199L109 198V200H111ZM115 199H116V198H115ZM117 199H118V198H117ZM121 199H122V198H121ZM126 199H127V198H126ZM128 199H129V198H128ZM179 199H180V197H179ZM179 199H178V201H179ZM189 199H190V198H189ZM208 199H209V198H208ZM213 199H214V198H213ZM218 199H220V198H218ZM235 199H236V198H235ZM237 199H236V200H237ZM250 199H251V198H250ZM260 199H261V198H260ZM94 200H95V199H94ZM151 200H152V199H151ZM156 200H157V199H156ZM182 200H183V199H182ZM186 200H188V199H186ZM186 200H185V201H186ZM193 200L197 201L195 198H194ZM205 200H206V199H205ZM209 200H210V199H209ZM214 200H215V199H214ZM216 200H217V199H216ZM228 200H229V199H228ZM230 200H231V198H230ZM247 200H248V199H247ZM251 200H252V199H251ZM251 200H250V201H251ZM256 200H257V199H256ZM256 200H255V201H256ZM3 201H4V200H3ZM77 201H78V200H77ZM80 201H81V200H80ZM100 201H101V199H100ZM113 201H114V200H113ZM113 201H110V202H111L110 204H112ZM119 201H121V200H119ZM160 201H161V200H160ZM164 201L166 202V200H164ZM171 201H172V200H171ZM188 201H189V200H188ZM191 201H192V200H191ZM206 201H207V200H206ZM222 201H223V200H222ZM232 201H233V200H232ZM232 201H231V202H232ZM243 201H244V199H243ZM5 202H6V201H5ZM65 202H66V201H65ZM68 202H69V201H68ZM74 202H75V201H74ZM121 202H122V201H121ZM126 202H127V201H126ZM130 202H131V201H130ZM158 202H159V201L157 200V203H158ZM167 202H168V201H167ZM179 202H180V201H179ZM201 202H202V201H201ZM211 202H212V200H211ZM227 202H228V201H227ZM237 202H238V201H237ZM241 202H242V201H241ZM260 202H261V201H260ZM6 203H7V202H6ZM72 203H73V202H72ZM78 203H79V202H78ZM86 203H87V202H86ZM94 203H95V202H94ZM103 203H104V202H103ZM108 203H109V202H108ZM115 203H116V200H115ZM150 203H152V202H150ZM157 203H156V204H157ZM171 203H172V202H171ZM184 203H186V202H184ZM184 203H183L182 205L185 207V208L183 209V210L185 211V209L188 207L187 205H189L190 202H188L189 204H186L187 207L185 206ZM191 203H192V202H191ZM193 203H194V201H193ZM206 203H207V202H206ZM221 203H222V202H221ZM223 203H224V202H223ZM98 204H99V203H98ZM98 204H96V206H97ZM105 204H106V203H105ZM105 204H104V205H105ZM160 204H161V203H160ZM163 204H165V203H163ZM169 204H170V202L168 203V205H169ZM194 204H196V203H194ZM198 204H199V203H198ZM208 204H209V203H208ZM210 204H211V203H210ZM213 204H214V203H213ZM217 204L219 205V202H217ZM217 204H214L215 207H216ZM251 204H252V203H251ZM259 204H261V203H259ZM58 205H59V204H58ZM75 205H76V204H75ZM93 205H95V204H93ZM99 205H100V204H99ZM102 205H103V204H102ZM112 205H114V204H112ZM112 205H111V206H112ZM123 205H124V204H123ZM158 205H159V204H158ZM166 205H167V204H166ZM172 205H173V206H174V205H177V207H178V206L181 205V204H177V203L174 204V203H172ZM182 205H181V207H182ZM214 205H213V208H214ZM223 205H224V204H223ZM255 205L257 206V203H256ZM262 205H264V204H261V207H262ZM63 206H64V205H63ZM68 206H69V204H68ZM70 206H71V205H70ZM70 206H69V207H70ZM76 206H77V205H76ZM106 206H107V205H106ZM106 206H105V207H106ZM109 206H110V205H109ZM111 206H110V207H111ZM115 206H116V205H115ZM118 206H119V205H118ZM164 206H165V205H163V207H164ZM169 206H170V205H169ZM190 206H191V205H190ZM197 206H198V205H197ZM206 206H207V205H206ZM209 206H210V205H209ZM250 206H251V205H250ZM253 206H254V205H253ZM69 207H68V208H69ZM73 207H74V206H73ZM80 207H81V206H80ZM113 207H114V206H113ZM126 207H127V206H126ZM135 207H136V206H135ZM143 207H144V206H143ZM145 207H146V206H145ZM148 207H149V206H148ZM148 207H147V208H148ZM150 207H151V206H150ZM156 207H157V206H156ZM161 207H162V205H161ZM161 207H160V208H161ZM195 207H196V205H195ZM218 207H219V206H218ZM259 207H260V206H259ZM1 208H2V206H1ZM64 208H65V207H64ZM77 208H78V207H77ZM81 208H82V207H81ZM92 208H93V207H92ZM95 208H97V207H94V209H95ZM107 208H108V207H107ZM123 208H124V206H123ZM127 208H128V207H127ZM127 208H126V209H127ZM129 208H130V207H129ZM131 208H132V207H131ZM131 208H130V209H131ZM147 208H146V209H147ZM165 208L167 209L166 206H165ZM190 208H192V206H191ZM199 208H200V207H199ZM207 208H208V207H207ZM252 208H253V207H252ZM257 208H258V207H257ZM257 208H256V209H257ZM60 209H61V208H60ZM65 209H67V208H65ZM73 209H75V208H73ZM110 209H111V208H110ZM117 209H118V208H117ZM120 209H121V208H120ZM146 209H144V210H146ZM149 209H150V208H149ZM153 209H154V208H153ZM162 209H163V208H162ZM168 209H169V208H168ZM170 209H171V208H170ZM180 209H182V208H180ZM202 209H203V208H202ZM202 209H200V210L202 211ZM210 209H211V208H210ZM261 209H262V208H261ZM263 209H264V208H263ZM2 210H3V209H2ZM58 210H59V209H58ZM62 210H63V209H62ZM71 210H72V209H71ZM76 210H77V209H76ZM98 210H99V209H98ZM104 210H105V209H104ZM133 210H134V209H133ZM144 210H143V211H144ZM151 210H152V208H151ZM154 210H155V209H154ZM160 210H161V209H160ZM160 210H159V211H160ZM164 210H165V209H164ZM173 210H175V209L173 208ZM197 210H198V207H197ZM4 211H5V210H4ZM65 211H66V210H65ZM89 211H91V210H89ZM106 211H107V210H106ZM121 211H122V210H121ZM139 211H140V210H139ZM171 211H172V210H171ZM177 211H178V210H177ZM189 211H190V210H189ZM261 211H262V210H261ZM0 212H1V211H0ZM5 212H6V211H5ZM60 212H61V211H60ZM68 212H69V211H68ZM100 212H101V211H100ZM126 212H127V211H126ZM150 212H152V211H150ZM157 212H158V210H157ZM162 212H163V211H162ZM179 212H180V211H179ZM204 212H205V211H204ZM2 213H4V212H2ZM2 213H1V214H2ZM6 213H7V212H6ZM61 213H64V212H61ZM74 213H75V212H74ZM128 213H129V212H128ZM146 213H147V211H146ZM146 213H145V214H146ZM152 213H153V212H152ZM171 213H172V212H171ZM171 213H169V214H171ZM187 213H188V212H187ZM196 213H197V212H196ZM196 213H194V214H196ZM199 213H200V212H199ZM199 213H197V214H199ZM206 213H207V212H206ZM1 214H0V215H1ZM13 214H14V213H13ZM125 214H126V213H125ZM148 214H149V213H148ZM178 214H179V213H178ZM182 214H183V212H182ZM182 214H179V215H182ZM258 214H259V212H258ZM258 214H257V215H258ZM263 214H264V213H263ZM3 215H4V214H3ZM3 215H2V218H3ZM71 215H72V214H71ZM154 215H155V214H154ZM167 215H168V214H167ZM167 215H165V216H167ZM176 215H177V214H176ZM176 215H175V217H176ZM179 215H178V216H179ZM186 215H187V214H186ZM199 215H200V214H199ZM255 215H256V214H255ZM255 215H253L254 218H255ZM259 215L261 216V213H260ZM15 216H16V215H15ZM62 216H63V215H62ZM157 216H158V215H157ZM165 216H164V219H165ZM182 216H184V215H182ZM182 216H181V217H182ZM187 216H188V215H187ZM187 216H185V217H187ZM5 217H6V216H5ZM12 217H14V216H12ZM58 217H59V216H58ZM145 217H147V216H145ZM171 217H173V215H171ZM192 217H193V213H192ZM7 218H8V216H7ZM18 218H19V217H18ZM150 218H151V217H150ZM162 218H163V217H162ZM176 218H178V217H176ZM183 218H184V217H183ZM195 218H196V217H195ZM197 218H198V216H197ZM197 218H196V219H197ZM243 218H244V217H243ZM5 219H6V218H5ZM5 219H4V220H5ZM9 219H10V218H9ZM160 219H161V218H160ZM168 219H169V218H168ZM172 219H173V218H172ZM179 219H181V218H179ZM188 219H189V218H188ZM188 219H187V220H188ZM193 219H194V217H193ZM198 219H199V218H198ZM237 219H238V218H237ZM257 219H258V218H257ZM145 220H146V219H145ZM150 220H151V219H150ZM153 220L155 221V219H153ZM158 220H159V219H158ZM169 220H171V219H169ZM174 220H175V218H174ZM176 220H177V219H176ZM176 220H175V221H176ZM194 220H195V219H194ZM199 220H200V219H199ZM203 220H204V219H203ZM240 220H241V219H240ZM252 220H253V219H252ZM258 220H259V219H258ZM2 221H3V220H2ZM5 221H6V220H5ZM8 221H9V220H8ZM10 221H11V220H10ZM18 221H19V220H18ZM147 221H148V220H147ZM159 221H160V220H159ZM163 221H164V220H163ZM3 222H4V221H3ZM3 222H2V223H3ZM12 222H13V220H12ZM14 222H15V221H14ZM151 222H152V220H151ZM151 222H150V223H151ZM161 222H162V221H161ZM161 222H159V224H160ZM166 222H167V221H166ZM172 222H173V220H172ZM172 222H171V223H172ZM176 222H177V221H176ZM212 222H214V220H213ZM237 222H238V221H237ZM237 222H236V223H237ZM240 222H241V221H240ZM240 222H239V223H240ZM263 222H264V221H263ZM2 223H1V224H2ZM8 223H9V222H8ZM8 223H7V224H8ZM16 223H17V222H16ZM145 223H147V222H145ZM153 223H155V222H152V225H155V224H153ZM157 223H158V222H156V225H158ZM167 223H168V222H167ZM167 223H165V224H167ZM179 223H180V222H179ZM210 223H211V222H210ZM258 223H260V222H258ZM1 224H0V225H1ZM3 224H4V223H3ZM5 224H6V223H5ZM19 224H20V223H19ZM139 224H140V223H139ZM163 224H164V223H163ZM174 224H175V223H174ZM261 224H262V223H261ZM145 225H146V224H145ZM149 225H150V224H149ZM161 225H162V223H161ZM168 225H169V223H168ZM170 225H171V224H170ZM209 225H210V224H209ZM212 225H214V224L212 223ZM223 225H224V224H223ZM232 225H233V224H232ZM240 225H243V224H240ZM257 225H259V224H257ZM257 225H256V226H257ZM262 225H263V224H262ZM15 226H16V225H15ZM20 226H21V225H20ZM139 226H141V225H139ZM143 226H144V225H143ZM146 226H147V225H146ZM173 226H174V225H173ZM175 226H176V225H175ZM217 226H218V225H217ZM235 226H236V224H235ZM256 226H255V227H256ZM0 227H1V226H0ZM17 227H19V226H17ZM136 227H137V226H136ZM155 227H156V226H155ZM157 227H158L157 229H159L160 226H157ZM161 227H162V226H161ZM161 227H160V229H161ZM163 227H164V226H163ZM201 227H202V226H201ZM209 227H210V226H209ZM209 227H207V228H209ZM223 227H226V226H223ZM236 227H237V226H236ZM236 227H235V229H237ZM241 227H242V226H241ZM241 227H240V228H241ZM255 227L253 226V228H255ZM259 227H260V226H259ZM263 227H264V226H263ZM263 227H261V228H263ZM3 228H4V227H3ZM5 228H6V227H5ZM7 228H8V227H7ZM7 228H6V229H7ZM10 228H11V227H10ZM13 228H14V227H13ZM13 228H12V229H13ZM144 228H145V226H144ZM150 228H151V227H150ZM166 228H167V227L165 226L164 229H166ZM170 228H171V227H170ZM176 228H177V227H176ZM176 228H175V229H176ZM215 228H216V227H215ZM228 228H229V227H228ZM251 228H252V227H251ZM251 228H250V229H251ZM6 229H4V230H6ZM8 229H9V228H8ZM14 229H15V228H14ZM18 229H19V228H18ZM22 229H23V227H22ZM133 229H134V228H133ZM135 229H136V228H135ZM148 229H149V228H148ZM160 229H159V231H160ZM172 229H174V228H172ZM172 229H171V230H172ZM209 229H210V228H209ZM209 229H207V230H209ZM219 229H220V228H219ZM238 229H239V228H238ZM255 229H256V228H255ZM4 230H3V231H4ZM9 230H10V229H9ZM23 230H24V229H23ZM138 230H139V229H138ZM142 230H143V227H142ZM154 230H156V229L153 228V230H150V231H154ZM171 230H170V235H171ZM177 230H178V229H177ZM200 230H201V229H200ZM211 230H213L212 227H211ZM223 230H224V229H223ZM225 230L228 231V229H225ZM231 230H232V229H230V231H231ZM242 230H243V229H242ZM246 230H247V229H246ZM261 230H263V229H261ZM261 230L258 229V231H261ZM10 231H11V230H10ZM145 231H148L147 228H146ZM172 231H173V230H172ZM204 231H205V230H204ZM213 231H214V230H213ZM250 231H251V230H250ZM11 232H12V231H11ZM26 232H28V231H26ZM26 232H25V233H26ZM140 232H141V230H140ZM154 232H155V231H154ZM160 232H161V231H160ZM160 232H158V236L161 234ZM162 232H163V231H162ZM167 232H168V231H167ZM209 232L211 233L212 231H209ZM231 232H232V231H231ZM234 232H236V231H234ZM0 233H1V232H0ZM14 233H15V232H14ZM155 233L157 234V231H156ZM176 233H177V232H176ZM206 233H207V232H206ZM216 233H218V232H216ZM220 233H222V232H220ZM224 233H225V232H224ZM227 233H228V232H227ZM254 233H255V232H254ZM261 233H262V231H261ZM261 233H260V234H261ZM127 234H128V233H127ZM142 234H145V233L142 232ZM148 234H149V233H148ZM153 234H154V233H153ZM165 234H166V233H165ZM165 234H164V236H165ZM179 234H180V233H179ZM201 234H202V233H201ZM201 234H200V235H201ZM237 234H238V233H237ZM237 234H236V235H237ZM247 234H249L248 231H247ZM1 235H2V234H1ZM7 235H9V234H7ZM10 235H11V234H10ZM12 235H14L13 237H16L15 234H12ZM17 235H18V234H17ZM26 235H28V234H26ZM137 235H138V234H137ZM149 235H150V234H149ZM161 235H163V234H161ZM166 235H168V234H166ZM170 235H169V236H170ZM197 235H198V234H197ZM197 235H193V236H197ZM204 235H205V234H204ZM204 235H203V236H204ZM224 235H225V234H224ZM233 235H234V234H233ZM233 235H228V237H230V238H226V239L224 238V239H225V240H227V239L232 240V236H233ZM240 235H241V234H240ZM30 236H31V235H30ZM138 236H141V235H138ZM142 236H143V235H142ZM151 236H152V234H151ZM156 236H157V235H156ZM169 236H168V238H169ZM175 236H176V235H175ZM175 236H174V237H175ZM177 236H178V235H177ZM177 236H176V237H177ZM193 236H192V237H193ZM207 236H208V235H207ZM207 236H205V239L207 238V240H209ZM219 236H220V235H219ZM225 236H226V235H225ZM237 236H239V235H237ZM246 236H247V235H246ZM249 236H250V235H249ZM258 236H259V233H258ZM263 236H264V235H263ZM0 237H1V236H0ZM22 237H23V236H22ZM22 237H21V238H22ZM27 237H28V236H27ZM130 237H131V236H130ZM133 237H134V235H133ZM165 237H166V236H165ZM174 237H173V238H174ZM209 237H210V239H211V236H209ZM226 237H227V236H226ZM241 237H243V236H241ZM4 238H5V236H4ZM19 238H20V237H19ZM25 238H26V237H25ZM149 238H150V236H149ZM157 238H158V237H157ZM161 238H162V237H161ZM161 238H160V239H161ZM215 238H216V237H215ZM217 238H218V237H217ZM239 238H240V237H239ZM32 239H34V238H32ZM32 239H31V240H32ZM150 239H151V238H150ZM155 239H156V238H155ZM155 239L153 238V240H155ZM164 239H165V238H164ZM171 239H172V238H171ZM174 239H175V238H174ZM176 239H177V238H176ZM179 239H180V237H179ZM199 239L201 240L200 237H199ZM219 239H220V238H219ZM219 239H218V242H219ZM222 239H223V238H222ZM222 239H221V240H222ZM224 239H223V240H224ZM233 239H234V237H233ZM235 239L237 240L236 237H235ZM246 239H247V238H246ZM248 239H250V237H249ZM251 239L253 240L252 237H251ZM263 239H264V238H263ZM5 240H6V239H5ZM5 240H4V241H5ZM12 240H13V239H12ZM25 240H26V239H25ZM134 240H135V239H134ZM136 240H137V239H136ZM138 240H139V239H138ZM138 240H137V241H138ZM167 240L169 241V239H167ZM172 240H173V239H172ZM172 240H171V242H172ZM192 240H193V239H192ZM192 240H190V241L193 242L195 239H194L193 241H192ZM215 240H217V239H215ZM238 240H239V239H238ZM252 240H251V241H252ZM1 241H2V240H1ZM6 241H7V240H6ZM8 241H10V240L8 239ZM16 241H17V240H16ZM19 241H20V240H19ZM21 241H23V240H21ZM26 241H27V240H26ZM26 241H25V242H26ZM129 241H130V240H129ZM132 241H133V240H132ZM139 241H141V240H139ZM139 241H138V243H139ZM146 241H147V240H146ZM149 241H150V240L148 239V242H149ZM158 241H159V240H158ZM163 241H164V240H163ZM187 241H188V240H187ZM196 241H198V240H196ZM196 241H195L193 244H196ZM210 241H211V240H210ZM210 241H209V242H210ZM212 241H213V240H212ZM228 241H229V240H228ZM234 241H235V240H234ZM239 241H241V242L243 243V240H239ZM244 241H245V240H244ZM251 241L249 240L248 242H251ZM258 241H259V240H258ZM258 241H257V242H258ZM141 242H142V241H141ZM175 242H176V241H175ZM184 242H185V241H184ZM198 242H199V241H198ZM203 242H204V240H203ZM207 242H208V241H207ZM209 242H208V243H209ZM216 242H217V241H216ZM216 242H214V243H216ZM224 242H227V241H224ZM5 243H6V242H5ZM5 243H4V244H5ZM15 243H16V242H15ZM23 243H24V242H23ZM34 243H35V241H34ZM36 243H37V242H36ZM125 243H126V242H125ZM138 243H136V244H138ZM143 243H144V242H143ZM151 243H152V242H151ZM156 243H157V241H156ZM164 243H165V242H164ZM164 243H163V244H164ZM179 243H180V242H179ZM187 243H188V242H187ZM211 243H212V242H211ZM211 243H210V244H211ZM221 243H222V242H221ZM229 243H230V245H229V246L227 245L228 248H230V246H231V242H230V241H229ZM236 243H237V241H235V243H233L232 245H233V246H237L238 244H236ZM238 243H240V242H238ZM251 243H252V244H258V245L255 246V248H253V251H255L254 249H256L257 246L259 247V245H260L259 243H254V241L251 242ZM4 244H3V245H4ZM20 244H21V243H20ZM29 244H30V243H29ZM133 244H134V243H133ZM136 244H135V245H136ZM160 244H162V242H161ZM172 244H174V243H172ZM183 244H184V243H183ZM201 244H202V243H200V245H201ZM203 244H204V243H203ZM205 244H206V243H205ZM218 244H219V243H218ZM227 244H228V243H227ZM235 244H236V245H235ZM240 244H241V243H240ZM0 245H1V244H0ZM3 245H2V246H3ZM8 245H9V244H8ZM10 245H11V241H10ZM14 245H15V244H14ZM22 245H24V244H22ZM32 245H33V244H32ZM36 245H37V244H36ZM119 245H120V244H119ZM127 245H129V244H127ZM139 245H142V243H141V244L139 243ZM143 245H146V243L143 244ZM150 245H151V244H150ZM152 245H153V244H152ZM155 245H156V244H155V241H154V245H153V247H154ZM177 245H178V244H177ZM177 245H176V246H177ZM181 245H182V244H181ZM196 245H197V244H196ZM211 245H212V244H211ZM213 245H214V244H213ZM219 245H220V246H219ZM219 245H217V246H219L220 248H221V246L223 247V245H221V244H219ZM224 245H225V244H224ZM241 245H242V244H241ZM241 245L238 246L239 248H237V254H238V252H239L240 249L244 248V247H242ZM18 246H19V245H18ZM131 246H132V245H131ZM136 246H137V248H136V250H137V249H138V245H136ZM164 246H165V245H164ZM170 246H171V245H170ZM215 246H216V245H215ZM217 246H216V247H217ZM233 246H232V247H233ZM243 246H244V245H243ZM19 247H20V246H19ZM22 247H23V246H22ZM24 247H25V246H24ZM144 247H147V246H144ZM148 247L150 248V246H148ZM148 247H147V248H148ZM151 247H152V246H151ZM171 247H172V246H171ZM177 247H178V246H177ZM185 247H186V245H185ZM199 247H200V246H199ZM201 247H203V246H201ZM225 247H226V245H225ZM241 247H242V248H241ZM6 248H7V247H6ZM16 248H17V247H16ZM28 248H29V247H28ZM32 248H33V246H32ZM34 248H35V247H34ZM128 248L130 249L131 247H128ZM140 248H141V247H140ZM142 248H143V246H142ZM142 248H141V249H142ZM147 248H146V249H147ZM154 248H156V246H155ZM154 248H153V249H154ZM160 248H161V247H160ZM160 248H159V249H160ZM164 248H165V247H164ZM166 248L169 249V245H168V246L166 245ZM181 248H182V246H181ZM191 248H192V246H191ZM210 248H211V247H210ZM213 248H214V246H213ZM248 248H249V247H248ZM251 248H252V247H251ZM251 248L248 249V250L245 249V248H244V249H245L246 251H249V250H252ZM261 248H262V247H261ZM2 249H3V248H2ZM10 249H11V248H10ZM19 249H20V248H19ZM25 249H26V248H25ZM35 249H37V248H35ZM125 249H126V248H125ZM125 249H124V250H125ZM132 249H135V248H132ZM143 249H144V248H143ZM174 249H175V248H174ZM187 249L189 250V248H187ZM193 249H195V248H193ZM199 249H200V248H199ZM205 249H208V247L205 248ZM211 249H212V248H211ZM215 249H216V248H215ZM234 249H235V248H234ZM238 249H239V250H238ZM17 250H18V249H17ZM22 250H23V248H22ZM22 250H21V251H22ZM151 250H152V249H151ZM166 250H167V249H166ZM170 250H171V249H170ZM181 250H182V249H181ZM188 250H186V251H188ZM195 250H196V251H199L198 249H195ZM195 250H193V251H195ZM201 250H202V252H203V251L205 252L204 249H201ZM201 250H200V251H201ZM212 250H213V249H212ZM216 250H217V249H216ZM216 250H214L215 253H217ZM219 250H220V249H219ZM232 250H233V249H232ZM232 250H231V251H232ZM245 250H244V252H245ZM13 251H16V250H13V249H12V252H13ZM138 251H139V250H138ZM143 251H144V250H143ZM147 251H148V249H147ZM158 251H160V250H158ZM173 251H174V250H173ZM176 251H177V250H176ZM176 251H175V252H176ZM217 251H218V250H217ZM221 251H223V252H221V253H223V254H225V253L227 252V251H225V250H221ZM224 251H225V253H224ZM234 251H235V250H234ZM242 251H243V250H241L240 252H242ZM8 252H11V251L8 250ZM23 252H26V251H23ZM30 252H31V251H30ZM130 252L132 253V251H130ZM133 252H134V253H132V254L135 255V254H136V253H135L136 251L134 250ZM141 252H142V251H141ZM144 252H145V251H144ZM156 252H157V251H156ZM161 252H162V251H161ZM161 252H160V253H161ZM165 252H166V251H165ZM202 252H200V254H199V252H198V254H199V255H202V254H201ZM204 252H203V253H204ZM207 252H208V251H207ZM212 252H213V251H212ZM232 252H233V251H232ZM240 252H239V253H240ZM244 252H243V253H244ZM14 253H15V252H14ZM26 253H27V252H26ZM26 253H25V254H26ZM145 253H146V252H145ZM145 253H144V254H145ZM153 253H154V251H153ZM171 253H172V250H171ZM171 253H170V254H171ZM176 253H177V252H176ZM179 253H180V252H179ZM195 253H196V252H195ZM235 253H236V251H235ZM235 253H234V254H235ZM246 253H247V252H246ZM4 254H5V253H4ZM7 254H9V253H6V255H7ZM21 254H22V252H21ZM30 254H32V253H30ZM139 254H140V253H139ZM148 254H149V253H148ZM148 254H145V257L148 256ZM154 254H155V253H154ZM154 254H153V255H154ZM164 254H165V253H164ZM170 254H169V257H170ZM172 254H173V253H172ZM172 254H171V255H172ZM253 254H254V253H253ZM253 254L250 252L249 255H253ZM1 255H2V254H1ZM6 255H4V256H6ZM15 255H16V254H15ZM15 255H14V256H15ZM129 255H130V254H129ZM136 255H137V254H136ZM149 255H151V254H149ZM166 255H167V254H166ZM166 255H165V256H166ZM175 255H176V254H175ZM177 255H178V254H177ZM177 255H176V256H177ZM179 255H180V254H179ZM179 255H178V256H179ZM185 255H186V254H185ZM187 255H188V253H187ZM192 255H193V252H192ZM209 255H211V254H209ZM217 255H218V254H217ZM217 255H216V257H218ZM219 255H220V254H219ZM228 255H229V254H228ZM235 255H236V254H235ZM259 255H260V254H259ZM4 256H3V257H4ZM35 256H36V254H35ZM132 256H133V255H132ZM138 256H139V255H138ZM138 256H137V257H138ZM167 256H168V255H167ZM203 256H204V255H203ZM213 256H214V255H213ZM221 256H222V255H221ZM225 256H227V255L225 254ZM242 256H243V254H242ZM242 256H241V258H242ZM253 256H254V255H253ZM11 257H13V256H11ZM23 257H24V256H23ZM27 257H29V252H28V256H27ZM137 257H136V258H137ZM139 257H140V256H139ZM149 257H151V256H149ZM171 257H172V256H171ZM181 257H182V256H181ZM199 257H200V256H199ZM201 257H202V256H201ZM201 257H200V258H201ZM205 257H206V255H205ZM207 257H208V258H207ZM207 257L205 258L206 260H208L209 258H211V257L208 256V255H207ZM246 257L248 258L249 256L246 255ZM246 257H244V258H246ZM250 257H252V256H250ZM0 258H1V257H0ZM19 258H20V257H19ZM19 258H18V259H19ZM31 258H32V257H31ZM34 258H35V257H34ZM59 258H60V257H59ZM151 258H152V257H151ZM160 258H161V257H160ZM174 258H176V257H174ZM186 258H187V257H186ZM186 258H185V259H186ZM190 258H191V256H190ZM190 258H189V259H190ZM214 258H215V257H214ZM222 258L224 259V255H223ZM222 258H221V259H222ZM15 259H17V258H15ZM42 259H43V258H42ZM138 259H139V258H138ZM141 259H142V257H141ZM146 259H147V258H145V260H146ZM149 259H150V258H149ZM152 259L154 260L155 257L152 258ZM152 259H150V260H152ZM167 259H168V258H167ZM192 259H195V258H192ZM201 259H203V258H201ZM201 259H200V261H201ZM215 259H216V258H215ZM217 259L219 260V258H217ZM223 259H222V260H223ZM229 259H230V258H229ZM236 259H237V258H236ZM5 260H6V257H5ZM8 260H9V259H8ZM26 260H27V258H26ZM29 260H30V258H29ZM31 260H32V259H31ZM34 260H36V259H34ZM127 260H128V259H127ZM132 260H133V259H132ZM145 260H144V262H145ZM150 260H149V261H150ZM155 260H157V259H155ZM163 260H164V259H163ZM172 260H173V259H172ZM179 260H180V258H179ZM179 260L177 259V261H179ZM182 260H183V258H182ZM213 260H214V259H213ZM218 260H217V261H218ZM233 260H235V259H233ZM242 260H243V259H242ZM244 260L246 261V259H244ZM1 261H2V260H1ZM13 261H14V260H13ZM22 261H23V260H22ZM134 261L136 262V261H138V260H137V259L135 260V258H134ZM139 261L142 262V260H140V259H139ZM139 261H138V262H139ZM169 261H170V259H169ZM174 261H175V259H174ZM174 261L171 262V263L173 264ZM188 261H189V260H188ZM198 261H199V260H198ZM224 261H226V257H225V260H224ZM224 261H223V262H224ZM227 261H231V259H230V260H227ZM237 261H239V259H237L236 262H237ZM247 261H248V260H247ZM2 262H5V261H2ZM48 262H49V261H48ZM48 262H47V263H48ZM50 262H51V261H50ZM53 262H54V261H53ZM144 262H143V264H148V263H146V262L144 263ZM154 262L156 263V261H154ZM161 262H162V261H160V263H161ZM175 262H176V261H175ZM179 262H182V261H179ZM205 262H206V261H205ZM213 262H214V261H213ZM250 262H251V260H250ZM252 262H253V261H252ZM5 263H6V262H5ZM15 263H16V261H14V264H15ZM42 263H43V262H42ZM132 263H133V262H132ZM155 263L152 262V263H150V264H155ZM163 263H164V262H163ZM163 263H162V264H163ZM169 263H170V262H169ZM176 263H178V262H176ZM201 263H202V261H201ZM201 263H199V264H201ZM206 263H207V262H206ZM206 263H202V264H206ZM214 263L216 264L217 262H214ZM218 263H219V262H218ZM218 263H217V264H218ZM227 263H228V262H227ZM227 263H226V264H227ZM232 263H233V262H232ZM240 263H241V262H240ZM245 263H246V262H245ZM11 264H12V263H11ZM17 264H18V263H17ZM23 264H24V263H23ZM28 264H29V263H28ZM32 264H33V263H32ZM34 264H35V263H34ZM44 264H45V263H44ZM48 264H49V263H48ZM138 264H139V263H138ZM140 264H141V263H140ZM164 264H165V263H164ZM179 264H180V263H179ZM181 264H182V263H181ZM191 264H192V263H191ZM195 264H198V263H195ZM207 264H209V262H208ZM211 264H212V263H211ZM219 264H221V263H219ZM233 264H234V263H233ZM237 264H239V263H237Z\"/></svg>",
    "mask_w": 264,
    "mask_h": 264
}]
</instances>
